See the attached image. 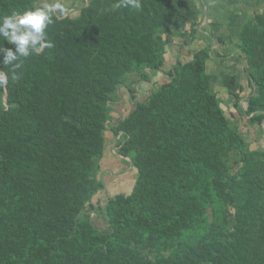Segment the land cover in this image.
I'll return each instance as SVG.
<instances>
[{
  "label": "trees",
  "instance_id": "16d2710c",
  "mask_svg": "<svg viewBox=\"0 0 264 264\" xmlns=\"http://www.w3.org/2000/svg\"><path fill=\"white\" fill-rule=\"evenodd\" d=\"M116 2L56 15L46 30L54 46L24 59L17 81L0 66L9 74L0 88V264H264V11L242 25L233 51L249 89L246 109L234 103L254 131L244 134L213 92L207 63L224 57L212 36L201 33L204 46L165 70L190 19L174 0H142L140 11ZM37 4L0 0V16ZM160 75L164 83L143 99L133 91L116 120L127 77ZM107 132L135 183L94 205ZM86 211L103 216L105 232Z\"/></svg>",
  "mask_w": 264,
  "mask_h": 264
},
{
  "label": "rangeland",
  "instance_id": "374dc122",
  "mask_svg": "<svg viewBox=\"0 0 264 264\" xmlns=\"http://www.w3.org/2000/svg\"><path fill=\"white\" fill-rule=\"evenodd\" d=\"M175 1L178 6L181 7L183 11L189 16H191V9L194 11L192 15L195 14L196 19L194 20L195 22H197V24L190 30H186L183 33V37L181 39H174V45H177V47L179 48L178 54L173 46H168L165 60V70H169L173 66L175 62L174 59L177 55L180 56L179 58L183 62L190 59V55L192 53L196 52L201 46H204V42L200 38V34H210L213 38L211 42L212 51L217 52L218 56L224 57L223 60L220 61L212 60L217 66L216 68L220 70V73L215 75L213 92L221 100V106L225 112V115L230 118L233 123L237 124L240 129L243 130L244 134H247V132L245 131H248L249 133L254 132L253 129L245 125V119L243 120V118L241 117L242 114L239 113L237 108L234 106L235 102H239L238 104L243 109H246L245 96L247 95V93H249V89L246 86V75L244 71L245 65L240 58L234 56L233 52L237 51L238 33H236L235 27L231 29L229 27V25L231 24L230 22H232L231 18L234 15V7L232 6V1L214 0L212 2L214 4L215 11L218 14V18L214 22L215 31L214 27H210L209 25H206L207 28L203 27L202 24L204 22V17L203 14L201 15L202 11L198 10L195 2L191 3L189 1L186 2L185 0ZM87 2L88 0H83V2H81V0H63L66 9L64 15H77V12L75 10L81 6L80 3L83 4ZM263 3L264 2L260 3V5L254 9H258V12L253 13L254 15L260 14L264 11L262 9V7H264ZM210 9L212 10V8ZM57 14L60 15L59 13ZM198 15H201V17H197ZM238 26L239 25H237V27ZM218 30H221V32ZM227 31L228 33H226ZM234 59L236 60L234 61ZM164 78V75H160L159 77H154L150 83H141L136 76L127 77L125 85L122 86L118 91L119 101L116 102L113 107L117 112L115 114V119L118 120L119 118L125 116L131 109L133 105V102L131 101V95L134 94L133 91L136 92L135 94L137 95V98L143 99L146 97L149 91L164 83ZM242 88L244 89V91L242 90ZM236 96H239L240 98H236ZM2 100L3 104H5L4 96L2 97ZM256 136L259 140V143H257L258 146H260L261 149L264 150V132H259V134H257ZM106 143L109 149V155L102 162L98 174L99 177L104 181L105 190L94 198V205H96V202L98 200H106L118 194L130 193L135 183L134 170L131 168V166L127 167L121 164V158L117 154L118 150L116 147V139L113 137V134L111 132L106 133ZM257 144H251L252 149H255ZM237 159L238 156L236 154H233L232 160ZM87 214H89L92 223L99 230L105 232L106 223L103 216L93 214L91 211H86L84 216H86Z\"/></svg>",
  "mask_w": 264,
  "mask_h": 264
},
{
  "label": "clouds",
  "instance_id": "9594fccd",
  "mask_svg": "<svg viewBox=\"0 0 264 264\" xmlns=\"http://www.w3.org/2000/svg\"><path fill=\"white\" fill-rule=\"evenodd\" d=\"M115 9L130 8L142 10V0H117ZM66 9L63 0H38V4L23 11H13L9 15L0 16V39L13 48L0 43L2 61L0 66L8 67L11 80L17 81V70L22 67L23 60L39 55L43 49L54 45L47 37V29L54 23L57 13L64 15ZM9 84V74L0 72V88Z\"/></svg>",
  "mask_w": 264,
  "mask_h": 264
},
{
  "label": "crops",
  "instance_id": "0c3cea01",
  "mask_svg": "<svg viewBox=\"0 0 264 264\" xmlns=\"http://www.w3.org/2000/svg\"><path fill=\"white\" fill-rule=\"evenodd\" d=\"M185 1L186 2L189 1L191 3L192 2H195L196 3V6L198 7V10L199 11H202L201 15L203 14V17H204V22L202 24L203 27H206V25H209L210 27H214V31H215V24H214V22L218 18L217 17L218 14L215 11L214 4L212 3L213 1L211 3H209L208 5H205L204 4V0H197L199 2H197L196 0H185ZM231 1H232V6L234 7V15L231 18V21L232 22H230L231 24L229 25V27H230V29L233 28V27H235L236 33H239V31L241 30L242 25L250 17L254 16V14H253L254 12L255 13L258 12L257 11L258 9L257 10H254V9L257 8L260 5V3L264 2V0H231ZM175 3H176V1H175ZM179 8L190 19L191 24L187 28V30H190L193 26H195L197 24V22H195V20H194V19H196L195 18L196 17L195 14L192 15L194 13V11L191 9V16H189L187 13H185L183 11V9L181 7H179ZM210 8H212V10ZM262 9L264 10V7H262ZM201 15H198L197 17H201ZM243 15H244V17H243ZM237 25H239V26L237 27ZM218 31L221 32V30H218ZM226 33H228V31ZM235 60L236 59H234V61ZM210 61H212V60H210ZM215 61H217V60H215ZM207 67H208L207 68V72L210 74L211 79H212V82L214 83V81H215L214 80L215 79V75L218 74V73H220V70L218 68H216L217 66L214 64L213 61L212 62H208L207 63Z\"/></svg>",
  "mask_w": 264,
  "mask_h": 264
}]
</instances>
